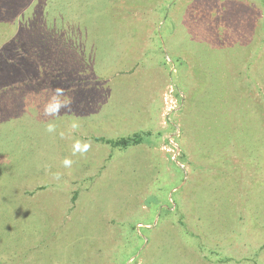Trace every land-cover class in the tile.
Masks as SVG:
<instances>
[{"label": "rangeland", "instance_id": "rangeland-1", "mask_svg": "<svg viewBox=\"0 0 264 264\" xmlns=\"http://www.w3.org/2000/svg\"><path fill=\"white\" fill-rule=\"evenodd\" d=\"M0 264H264V0H0Z\"/></svg>", "mask_w": 264, "mask_h": 264}, {"label": "clouds", "instance_id": "clouds-1", "mask_svg": "<svg viewBox=\"0 0 264 264\" xmlns=\"http://www.w3.org/2000/svg\"><path fill=\"white\" fill-rule=\"evenodd\" d=\"M72 105V100L70 97H67L65 94V90L63 88L57 87L52 90V95L48 98L47 102L43 108V114L45 116L56 117L59 116L61 113V109L65 111H70ZM73 129L79 127L78 122L74 121L71 125ZM46 131L49 133H53L56 131L55 123L49 122L46 126ZM90 147V143L84 142L81 143L80 141H76L73 145L74 154L75 152H86ZM63 166L68 168L71 167L73 161L65 158L63 160Z\"/></svg>", "mask_w": 264, "mask_h": 264}, {"label": "trees", "instance_id": "trees-1", "mask_svg": "<svg viewBox=\"0 0 264 264\" xmlns=\"http://www.w3.org/2000/svg\"><path fill=\"white\" fill-rule=\"evenodd\" d=\"M142 134L143 133H136L133 136H129L126 138L124 137V138L117 139V140H109L108 142L113 146L125 148L128 146L140 143L142 141L141 140Z\"/></svg>", "mask_w": 264, "mask_h": 264}, {"label": "crops", "instance_id": "crops-1", "mask_svg": "<svg viewBox=\"0 0 264 264\" xmlns=\"http://www.w3.org/2000/svg\"><path fill=\"white\" fill-rule=\"evenodd\" d=\"M157 127H158V123H157ZM156 126H155V128L154 129H151V128H140L139 129V131H137V132H133L130 136H132V135H134V134H136V133H145V134H148V137H150L151 136V134H152V131L153 130H156V128H157ZM157 136V135H156ZM129 137V136H128ZM158 137V136H157ZM143 142H140V143H137V144H134V145H138V144H142ZM134 145H131V146H134ZM128 147H130V146H128Z\"/></svg>", "mask_w": 264, "mask_h": 264}, {"label": "built area", "instance_id": "built-area-1", "mask_svg": "<svg viewBox=\"0 0 264 264\" xmlns=\"http://www.w3.org/2000/svg\"><path fill=\"white\" fill-rule=\"evenodd\" d=\"M170 86H171V85H170ZM171 87H172V86H171ZM172 90H173V88H170V89H169V91H168L169 94L172 92ZM170 101H171L172 104H173V105H171L172 107L170 106V107H171L170 110H173V109H175V107H176L175 100H173V98H172Z\"/></svg>", "mask_w": 264, "mask_h": 264}]
</instances>
